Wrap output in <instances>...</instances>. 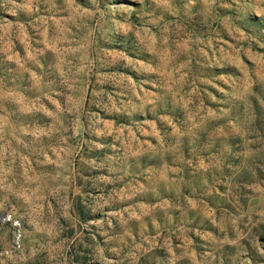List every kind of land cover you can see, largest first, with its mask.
Listing matches in <instances>:
<instances>
[{
    "label": "rangeland",
    "instance_id": "rangeland-1",
    "mask_svg": "<svg viewBox=\"0 0 264 264\" xmlns=\"http://www.w3.org/2000/svg\"><path fill=\"white\" fill-rule=\"evenodd\" d=\"M0 264H264V0H0Z\"/></svg>",
    "mask_w": 264,
    "mask_h": 264
}]
</instances>
